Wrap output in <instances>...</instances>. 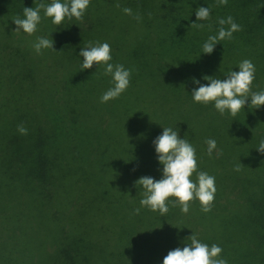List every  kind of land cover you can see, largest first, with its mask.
Returning <instances> with one entry per match:
<instances>
[{
	"label": "trees",
	"instance_id": "trees-1",
	"mask_svg": "<svg viewBox=\"0 0 264 264\" xmlns=\"http://www.w3.org/2000/svg\"><path fill=\"white\" fill-rule=\"evenodd\" d=\"M40 2L0 0V264H161L191 233L227 264H264V154L255 150L264 105L220 115L190 95L192 78L224 79L243 59L255 68L250 92L264 90V0H89L79 20L57 26L41 9L33 34L14 31L12 20ZM198 7L210 9L206 21H196ZM228 15L239 30L200 54ZM49 34L56 51L37 55L32 43ZM90 42H107L110 62L130 71L125 91L104 103L103 66L80 70ZM161 127L178 130L196 170L214 177L208 212L195 199L163 216L139 205L134 181L160 178L151 141Z\"/></svg>",
	"mask_w": 264,
	"mask_h": 264
},
{
	"label": "clouds",
	"instance_id": "clouds-1",
	"mask_svg": "<svg viewBox=\"0 0 264 264\" xmlns=\"http://www.w3.org/2000/svg\"><path fill=\"white\" fill-rule=\"evenodd\" d=\"M226 0H218L223 5ZM89 0H49L44 3L41 0L36 7H24L22 16L12 21L16 25L14 31L31 35L37 30L41 19V9L44 17L50 18L54 25H61L65 19L75 18L79 20ZM121 11L126 15H133L132 10L124 7ZM208 7H198L195 10L196 21H206L209 18ZM134 19L140 20L136 14ZM193 22L191 25L200 28L201 23ZM217 30L215 34L208 35L201 44L200 54H211L214 46L222 40L231 39L232 34L239 30V25L231 15L217 19ZM33 51L39 55L42 49H53V40L50 34L47 36H36L31 45ZM77 56L80 59V70L89 69L95 63L102 65L104 75L110 76L111 86L99 97L101 103L118 97L129 85L130 71L123 65L111 63L110 46L107 42H90L80 47ZM237 70H228L224 79L213 76H203L206 84L200 83L192 78V83L198 85L191 90V99L194 103L208 104L223 115L226 111L229 115H235L240 111L246 101L253 108L264 105V90L250 92V84L254 79V65L248 59L241 60L236 65ZM161 132L152 141V147L159 168L160 178L141 176L134 181V186L139 185L142 197L139 205L150 211L164 215L168 211L169 204L179 205L182 213L188 212V202L195 199L201 206V211L208 212L216 191L214 177L204 171L196 170V155L193 146L183 137L178 135V130L169 127H161ZM20 134H26L27 129L22 125L17 126ZM206 152L211 155L216 149V141L207 138ZM257 153L264 154V139L255 147ZM240 163V162H239ZM241 165V164H240ZM242 166V165H241ZM238 170V169H237ZM195 172V179H190ZM174 197V200H169ZM167 200V203H166ZM133 213H138L140 208H134ZM188 243L183 247H175L167 252L162 258L161 264H227L220 256L222 249L217 244L211 246L200 242L194 233L187 238Z\"/></svg>",
	"mask_w": 264,
	"mask_h": 264
}]
</instances>
